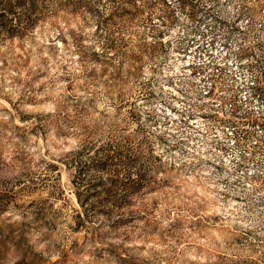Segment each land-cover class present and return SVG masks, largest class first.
I'll return each instance as SVG.
<instances>
[{"label":"rangeland","instance_id":"obj_1","mask_svg":"<svg viewBox=\"0 0 264 264\" xmlns=\"http://www.w3.org/2000/svg\"><path fill=\"white\" fill-rule=\"evenodd\" d=\"M90 1L0 22V264H264V0ZM111 137L150 180L85 211Z\"/></svg>","mask_w":264,"mask_h":264},{"label":"trees","instance_id":"obj_2","mask_svg":"<svg viewBox=\"0 0 264 264\" xmlns=\"http://www.w3.org/2000/svg\"><path fill=\"white\" fill-rule=\"evenodd\" d=\"M108 1L112 7L104 22L110 24L118 16L120 8L116 0ZM45 2L0 0V22H5L6 26L9 24L10 30L16 31L21 24L22 28H29L44 16L47 7ZM90 2L82 0L79 4L87 6ZM1 29L6 31L4 26ZM115 47L114 40L108 38L104 48L110 50ZM140 151L138 154L131 146L122 145L111 137L99 143L86 141L73 152L70 165L75 170L76 195L85 211L90 210L93 203L102 197L122 208L128 198L147 186L150 180L147 164L150 161L142 154L143 150Z\"/></svg>","mask_w":264,"mask_h":264}]
</instances>
